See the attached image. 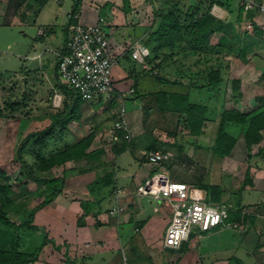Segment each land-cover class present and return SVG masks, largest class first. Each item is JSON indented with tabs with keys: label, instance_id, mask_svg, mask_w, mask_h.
Masks as SVG:
<instances>
[{
	"label": "rangeland",
	"instance_id": "1",
	"mask_svg": "<svg viewBox=\"0 0 264 264\" xmlns=\"http://www.w3.org/2000/svg\"><path fill=\"white\" fill-rule=\"evenodd\" d=\"M215 1L218 0H154V5L152 4L154 26L163 13L171 10H174L183 22L190 23V20L185 18L186 11L190 7L194 11L197 6L201 8L202 12L210 7V12L217 19L225 22V32L216 34L210 46H204L201 50L192 51L189 44L186 43L183 45L184 51L181 53H178L177 49H162L156 51V54L153 53L156 56L158 52L159 58L166 53L168 56L171 55V59L164 60L163 58V65L161 64L159 68L155 66L157 71L151 74L156 80L161 76L185 83L186 86L190 85L191 87L188 86V88L191 91V100L208 105L205 131L198 137L189 133L184 117H179L178 114L172 112H162L155 103L154 94L149 91L146 93L147 89L142 90L144 93L141 94L137 90L138 88H134V81L130 82L131 84L125 91H122L124 95L122 98L114 95L111 98L103 99L101 104L95 105H92V101H83L77 105L74 112H71L70 105L75 101L76 96L75 94H66L55 71L59 57L49 50V47L54 48L50 44L54 42L61 45L60 50L63 52L67 28L61 27V19L55 22L53 37L39 41L35 38L39 35V28L43 27L39 23L40 21L26 28L0 26V206H4L7 216L15 222V227L18 228L16 232L19 234L20 250H33L42 242L45 235L40 229L33 230L23 225L30 215V210L36 207L38 197L34 196L36 186L31 182L33 179L29 175L28 167L18 155V149L27 137V134L23 136L22 126H27L31 122L34 123L36 129H40L42 132L48 129L50 126L48 122L51 120L52 123L61 124L64 127L70 121L69 111L75 117L81 115L80 120L83 122L93 123L100 117L101 123L107 125L114 121L116 112L123 102L127 111L131 110V101L127 100L131 97H136L138 102H142L138 112L141 114L139 125L144 129V136L142 139H138L137 143L143 148L154 145L158 149L169 150L173 153L172 159L168 162L153 166L154 168L147 164L145 165L146 170L149 168L156 169V172L163 170L171 179L183 180L196 187H199L198 184L223 185L224 192L231 195L223 199L226 205L229 204V201H233L235 203L232 204L233 208L239 204L237 211L242 212L243 210L244 213L250 214L257 212L258 200L263 198V194L253 189L251 171L252 168L258 166L256 165L258 163L264 167V154H258L257 146H253V150L250 152L246 149L241 128L238 126H229L228 128L229 133L237 137L239 142L237 141L231 155L228 156L227 164L224 163L226 156L215 154L213 145L220 117L225 109H237L244 113H252L264 105V59L252 54L255 51L264 53V37L258 43L250 45L251 50L247 55L241 54L240 50L248 47L253 39L251 33L247 32V29H250L247 16L245 17L243 14L241 18L238 16L243 0H222L228 5V7L221 6L227 10V15L220 12L214 14L216 12L214 7L219 8L220 6ZM2 7L0 5V9L3 10ZM253 12L255 14L252 19L264 28V13H256L255 10ZM154 49H157V44H154ZM35 54H40V58L30 59ZM156 63H160V61L154 62V65ZM148 64L147 67H143L145 72L147 69H151L148 68ZM206 65L211 67L210 70L220 69L223 79L222 83L213 91L196 89V85H201L206 82V79H209L208 74L201 72ZM113 76H115V70ZM192 84L195 87H192ZM57 92L62 94V101L59 97L54 96ZM23 121L24 124H22ZM37 121L39 124L36 123ZM61 126H57L58 128L53 132V138L47 142L48 146L45 145L47 153H58L65 149L70 142H73L74 139L71 135L61 139L63 136L60 133ZM149 129L151 130L149 131ZM34 134L31 135L34 136ZM38 137L36 136V141H38ZM155 139L159 141L157 145H155ZM28 152L31 150L29 149ZM136 154L138 155V153ZM134 156L136 155L126 151L118 157L117 162L121 172L136 170L138 165L135 164L137 159ZM33 158H29L31 163ZM109 158L111 159L110 156H107L105 159ZM55 173V175H61L62 170L58 169ZM68 175L67 172L66 176ZM152 175L151 171L150 176ZM256 181L257 188L264 186L261 179L256 178ZM23 183L28 185L24 190ZM49 184L51 186L48 187V190L52 192L61 187L62 179ZM6 185L9 188V193L5 198L1 188ZM23 192H25V199L22 198ZM104 194L107 195V199L102 201L101 206L105 211L109 209V205H113H111V199H115V194L109 187L104 189ZM18 199L20 200L18 201ZM135 199L144 202L151 214L154 213V206L158 205L157 200L152 197L136 196ZM34 200L36 201L33 202ZM9 201L13 203H9ZM114 205H116L115 201ZM123 228L125 230L122 232V258L125 255L126 260L134 261L137 264H147L151 259L157 260L155 249L160 251L163 245L164 231L161 228L155 230L153 237H150L154 243L151 247L148 245L151 243L145 244L142 234L135 231L133 222L124 223ZM255 228L261 231L264 225L257 222ZM5 229L0 223V232ZM155 234L158 236L155 237ZM149 252L153 258L149 257ZM169 255L174 259L169 263L177 264L176 253L171 251ZM194 259V253H189L181 261V264H188Z\"/></svg>",
	"mask_w": 264,
	"mask_h": 264
},
{
	"label": "crops",
	"instance_id": "2",
	"mask_svg": "<svg viewBox=\"0 0 264 264\" xmlns=\"http://www.w3.org/2000/svg\"><path fill=\"white\" fill-rule=\"evenodd\" d=\"M75 3L76 0H0V5L3 6V10L0 9V26L26 28L40 21L39 23L43 27L52 30L49 34L38 35L35 40L39 41L45 40L47 37L52 38L55 22L61 19V27L67 28V40L70 29L77 24H92L103 17L105 19L104 26L111 40L112 52L117 61L116 69L114 67L116 92L125 91L131 81H137V90L141 94L144 93L142 90L147 89L145 92L148 93L149 91L152 94L165 92L190 95L191 91L185 83H162L156 80L150 72H147L148 69L145 72L142 64L131 56V45L134 42L145 44L154 28L152 22L153 6L148 0H82L74 18L76 22L73 23L71 14ZM215 7L216 12L214 14L220 12L227 15V10L221 6L216 7V9ZM22 32L26 34L24 30ZM50 44L54 48L49 47V50L59 57L62 53L61 45L54 42ZM38 58H40V54L30 57L33 60ZM153 66V63L148 64V68ZM55 71L57 75V63ZM54 96H59L62 101L63 96L59 92ZM106 98V96L98 97L92 100V105L101 104ZM135 98L127 99L131 101V110L127 111V118L133 137L131 144L127 145L124 150H120V142L116 143L111 138V126L117 118L118 111L114 121L107 123V125L101 123L100 117L97 121L89 123L80 120L81 115H78L70 119L64 127L55 123L53 132L59 125L64 130L61 139L71 135L74 140L68 146H72L90 134H94V140L88 150L92 153L91 157L68 161L65 164L55 165L45 170L38 168L32 152L37 143L36 136L41 133L40 129H36L34 123L31 122L27 126H22L23 136L27 134L24 143L20 146L23 147L21 156L24 164L27 167L32 166L34 175L40 179L60 178L63 180L62 191L48 204L37 209L34 214L33 224L40 227V230L45 234L44 236H47V242L38 260L33 264H137L134 261L126 260L125 255L123 258L121 256L124 223L133 222L135 231L142 234L144 243H151V245L148 244L149 247L154 244L150 237L155 230L161 228L165 234V229L171 219L170 207L158 202V205L154 206V213L151 214L144 202L135 199L136 196H142L138 194V188L150 177V172L156 170H151V168L157 166L147 162L146 154L151 151L149 146L143 148L137 143L138 139L143 138L144 129L139 125L141 114L138 112L142 102H138V98ZM36 123L39 124L38 121ZM50 123L53 124L51 120L48 124L51 125ZM32 133H35L34 136L29 138ZM53 135L48 139L49 141ZM23 136L22 138H24ZM154 142L157 145L159 141L155 139ZM46 145L48 146V143ZM29 149L31 152H28ZM155 149L161 150L154 146L152 150ZM126 151L136 155L134 156L137 159L135 164L138 166L132 172H121L117 162L118 157ZM43 152L46 157L56 154L55 152L47 153L45 148ZM107 156H110L111 159H105ZM30 157H34L32 163ZM224 158V163L227 164L229 157ZM147 164L151 165L148 170L145 169ZM256 165L258 166L252 168L251 171V184L254 185L253 189L263 194V198L258 200L259 207L253 220L248 218L250 213H244L243 210L242 212L237 211L239 204L233 208L235 203L229 201L228 206L236 212L234 216L230 217L232 223L230 227H219L201 235H192L191 239L179 250L168 249L162 245L160 251L155 249L157 260L151 259L147 264H170L169 262L174 260L173 256L169 255L171 251L177 255L175 260L177 264H181V261L189 253H194L195 259L188 264H264V228L261 231L255 228L257 222L264 225V186L257 188L255 184L256 178L261 179L263 182H260L264 183V167L260 163ZM58 169L62 170L61 175H55V171ZM161 171L164 172L163 170L158 172ZM67 172L69 173L68 176H66ZM158 172L155 171L153 174ZM175 181L186 182L183 180ZM31 182L36 186L34 196L38 197L36 203L39 205L47 195L52 193L48 190L51 185L36 180H31ZM25 186L28 185L23 183V190ZM106 187L112 189L115 199H111V205H113H109V209L104 211L101 203L107 199V195L104 194ZM221 187L223 190L221 202L226 204L223 199L231 195L224 192L223 185ZM24 195L25 192H23V199H25ZM114 201L116 205H114ZM23 202L25 203V201ZM117 207L121 209L120 212L112 214L111 211ZM245 226L246 230L243 231ZM148 255L152 257L150 252Z\"/></svg>",
	"mask_w": 264,
	"mask_h": 264
},
{
	"label": "trees",
	"instance_id": "3",
	"mask_svg": "<svg viewBox=\"0 0 264 264\" xmlns=\"http://www.w3.org/2000/svg\"><path fill=\"white\" fill-rule=\"evenodd\" d=\"M82 0H76L74 10L71 14V21L75 23V15L77 14ZM151 4L154 5V0H148ZM218 5L222 7H228L227 3L222 0L215 1ZM200 14V15H199ZM247 16L248 22L251 25L250 29H247V32L251 33L252 41L248 47L241 49V54H248V51L251 50V44H256L260 39L264 37V28L258 25L253 19L255 14L253 11H245L244 5L242 4L239 8V18L241 16ZM185 18L190 20V23L183 22L179 15L176 14L174 10H171L167 13H163L160 16V20L154 26L151 31L149 38L147 39L145 45L150 49V55L147 57V63L151 64L157 62L151 69H148L147 72L153 74V71H156L160 65H163V58L168 59L170 56L164 55L159 58V54L156 51H161L162 49L178 50V53L184 51V44H189L190 50L198 51L201 50L204 46H210L212 43L213 37L216 34H222L225 32V22L223 20L217 19L211 12L210 7L202 12L201 8H197L192 11L190 7L185 14ZM43 37V36H40ZM190 37V39H187ZM154 44H157V49H154ZM191 44V45H190ZM250 46V47H249ZM66 50L63 49L64 53ZM253 55L261 56L264 59V53L260 51L252 52ZM171 59V58H170ZM58 63V62H57ZM157 68H156V67ZM210 66V65H209ZM163 67V66H162ZM211 67L205 66V69L201 72L209 75V79H206L201 85H196L197 90L208 89L209 91L215 90V88L222 83L223 79L220 75V69L210 70ZM264 74V73H263ZM157 75V74H156ZM155 75V76H156ZM263 76V75H262ZM157 80L162 83L176 84L180 83L179 81H174L167 79L165 77H157ZM137 81L134 83V87L137 88ZM191 87L190 85H188ZM67 95L75 94L74 91L67 89L63 86ZM192 87H195L192 84ZM241 95V94H240ZM75 101L70 105L71 112L75 111V108L78 104L83 102V100L76 95ZM155 97V103L163 112H172L173 114H178L179 117H184L186 128L189 130V133L195 137H198L204 132L206 113L208 111V105L192 101L189 94L182 93H165L157 92L153 95ZM69 111V119L74 118V114ZM148 112V110H146ZM60 120V119H59ZM54 124H51L48 129L42 131L39 134L38 141L35 148L32 149L36 163L39 169L45 170L55 165H62L68 161L79 160L85 157H91V152H88L93 140L94 134H90L79 142L75 143L72 146H68L62 151L52 155L51 157L44 156L43 148L48 142V139L53 135ZM229 126H238L241 128L244 143L246 149L250 152L253 150V146L258 147V154H264V105H262L257 110L252 113H244L237 109H225L220 117V122L218 124L217 134L215 138V143L213 145V150L215 154L220 156H229L231 155L234 147L237 144V137L229 133ZM64 130L61 129L60 133L63 134ZM32 135H29L31 138ZM131 143V142H130ZM130 143H127L129 145ZM120 150H124L127 147L126 141H121ZM150 150L154 149V145L149 147ZM23 147L18 149V155L21 158V161L24 162L21 153ZM119 150V151H120ZM156 150V149H155ZM250 154V153H249ZM167 162V161H166ZM165 163V162H164ZM26 166V164H25ZM28 172L30 177L37 182L51 183L55 180H60V178L54 179H40L34 175L33 167H28ZM155 172V171H153ZM249 172L247 173V175ZM249 176V175H248ZM63 181V180H62ZM199 188H205L208 195L213 201L221 202L222 197V187L219 184H198ZM197 185V186H198ZM63 186L54 189L50 195H47L42 203L30 210V215L27 220L24 221L23 225L33 230H38L40 227H37L33 224L34 214L37 209L42 208L50 201H52L61 191ZM4 192L5 198L9 193V188L6 185L1 188ZM9 203H13L9 201ZM235 211L229 210V216H234ZM248 218L253 220L254 214H249ZM0 223L6 228L0 232V264H33L39 258V255L47 242V236H44L42 242H40L33 250H20V239L19 234L16 232V224L7 216V212L4 206H0ZM187 242V241H186ZM185 242V243H186ZM184 243V244H185ZM183 244V245H184Z\"/></svg>",
	"mask_w": 264,
	"mask_h": 264
},
{
	"label": "built area",
	"instance_id": "4",
	"mask_svg": "<svg viewBox=\"0 0 264 264\" xmlns=\"http://www.w3.org/2000/svg\"><path fill=\"white\" fill-rule=\"evenodd\" d=\"M242 4L246 12L255 10L256 13H264V0H243ZM104 23L105 19L100 17L95 23L74 26L67 35L66 51L59 55L57 75L61 85L74 91L83 101H92L101 96L124 97L122 92H116L115 89L113 75L117 61ZM50 32L51 29L47 27L39 29V35ZM149 55L150 49L145 44L134 42L131 45L132 58L143 67H147ZM132 137L127 108L123 102L113 123L111 138L116 143L124 140L130 143ZM171 157L170 151L163 150H151L146 154V159L151 165H161ZM138 194L152 197L170 207L171 219L163 238V245L168 249L179 250L192 235H201L219 227L232 225L228 205L213 201L206 191L199 187L171 179L166 172L161 171L148 177L139 186ZM120 210L117 207L111 213H119Z\"/></svg>",
	"mask_w": 264,
	"mask_h": 264
}]
</instances>
